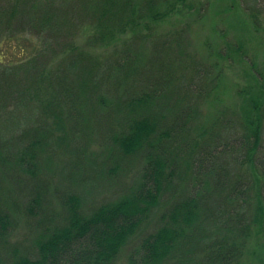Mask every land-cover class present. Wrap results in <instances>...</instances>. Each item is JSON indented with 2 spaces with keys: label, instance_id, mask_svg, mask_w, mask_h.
Instances as JSON below:
<instances>
[{
  "label": "trees",
  "instance_id": "trees-1",
  "mask_svg": "<svg viewBox=\"0 0 264 264\" xmlns=\"http://www.w3.org/2000/svg\"><path fill=\"white\" fill-rule=\"evenodd\" d=\"M209 6L0 0V264H264V80L196 84Z\"/></svg>",
  "mask_w": 264,
  "mask_h": 264
},
{
  "label": "rangeland",
  "instance_id": "rangeland-1",
  "mask_svg": "<svg viewBox=\"0 0 264 264\" xmlns=\"http://www.w3.org/2000/svg\"><path fill=\"white\" fill-rule=\"evenodd\" d=\"M206 1L207 0H202V3H206ZM191 2H193V0H191ZM208 2L210 3V6L204 9L203 16L193 14L190 16L191 20L189 21V23L192 24L191 37L194 41V47L198 49L199 56L202 57L205 62L204 64L201 63V72L198 77H195L196 84L202 86V80L205 76H208V73L212 78L216 72L213 71V68H217V64L220 65V68L225 65L222 75L225 76L224 81L227 82L228 86L230 82H235L236 80H238L239 84L243 83V85H246V81L247 83L251 82L253 84L254 82L252 78L247 74L248 68H252V71L263 77L264 80V10L258 11L252 7L256 11V15L262 18V21L259 20L260 26L257 29L255 23L258 20L255 21L254 16L250 13L251 10H249V12L248 9H246V4H243L244 2L241 0H236L235 4L234 0H219L218 2L217 0H208ZM197 4L198 2L196 5ZM232 5L235 6L230 10ZM220 7L221 9L226 8L227 10L225 12L223 11L221 16L217 14V10H219ZM241 20L245 27L241 25ZM245 21L247 23H245ZM184 22L185 20L180 23V25ZM246 24L252 32L251 36H248L249 38H252L251 41L245 38V35L242 34V32L246 30ZM166 27L167 26L165 25L161 28ZM242 39L245 42L244 46L240 49V52H232L233 56L230 61L223 58L222 53L226 52V50L228 51L229 46L239 44ZM244 55L248 57L246 62L240 61L242 59L241 56ZM207 63L209 64L208 69ZM204 69L207 71L206 73H204ZM217 90L220 91V89ZM230 98L225 99L224 93L222 91H217L215 92V95L209 97L205 102L203 110L205 109L206 111L209 109L210 105H215L216 108L220 107V109L225 105L230 106L234 102L233 98ZM94 144V149H99V151L102 150L100 142L96 141ZM128 174H130L129 178H131V173H129V171L127 172V175ZM14 238L15 240L24 241L26 237L18 233ZM254 240L255 239H253V241ZM259 254L260 251L257 252V255ZM127 257V255H124L118 261V264H130ZM247 263L262 264L258 257L249 253L244 258V262H242V264Z\"/></svg>",
  "mask_w": 264,
  "mask_h": 264
}]
</instances>
